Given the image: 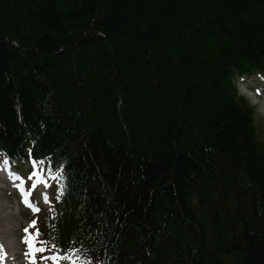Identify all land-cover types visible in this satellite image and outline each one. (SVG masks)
<instances>
[{
  "label": "trees",
  "instance_id": "1",
  "mask_svg": "<svg viewBox=\"0 0 264 264\" xmlns=\"http://www.w3.org/2000/svg\"><path fill=\"white\" fill-rule=\"evenodd\" d=\"M261 39L264 0H0V149L63 167L54 251L264 264V139L233 83Z\"/></svg>",
  "mask_w": 264,
  "mask_h": 264
},
{
  "label": "rangeland",
  "instance_id": "2",
  "mask_svg": "<svg viewBox=\"0 0 264 264\" xmlns=\"http://www.w3.org/2000/svg\"><path fill=\"white\" fill-rule=\"evenodd\" d=\"M241 82L238 86H241ZM254 97L252 99H249L250 103L249 105H254L255 103ZM256 105V114H255V126L258 129L259 133L263 135L264 139V105L261 101H257ZM22 165V171H24L27 167V164ZM38 196L36 195V199ZM3 201L0 202L3 203V207H0V229H2V226H7L9 228H12L15 230V232H20V228H23L27 225H30L33 221V218L35 216L32 215L31 212L21 210V206L19 205V202L16 200V195H12L9 197V195H5L2 197ZM45 217V211L41 212L39 215H37V222L38 227L35 230V234L38 232L39 235H35V245L37 248L42 247V241L44 238L43 234V226L39 224L40 221L43 220Z\"/></svg>",
  "mask_w": 264,
  "mask_h": 264
},
{
  "label": "snow or ice",
  "instance_id": "3",
  "mask_svg": "<svg viewBox=\"0 0 264 264\" xmlns=\"http://www.w3.org/2000/svg\"><path fill=\"white\" fill-rule=\"evenodd\" d=\"M30 158H31V151H30ZM32 163H33V167L37 166V162L35 160H32ZM39 163H44V162L40 161ZM34 175H39V174L34 173ZM38 183L42 184L44 186V188L49 187L47 182L44 181L42 178L38 181ZM32 187L33 188L37 187V184H33ZM18 191H21L22 201L26 207L30 208L33 213H37L40 211V208L29 199V196L31 195V193L22 191L20 189H18ZM43 199H44L45 203L49 202L48 196L46 193L43 194ZM35 224H36V221H32V223L29 225V227H34ZM24 231H25L24 243L28 246V251L25 253V255L29 258L30 264H35L36 253L37 252H45V251H48V249L43 248V247L37 248L35 246V237L32 234L28 233L27 228ZM35 235H39V233L37 232ZM55 247L56 246L53 245V248H55ZM0 251H2V249H0ZM45 259L52 261V264H60L61 260H67V259H70V257L67 255H61L59 251H55L52 253V255L45 257Z\"/></svg>",
  "mask_w": 264,
  "mask_h": 264
},
{
  "label": "bare ground",
  "instance_id": "4",
  "mask_svg": "<svg viewBox=\"0 0 264 264\" xmlns=\"http://www.w3.org/2000/svg\"><path fill=\"white\" fill-rule=\"evenodd\" d=\"M261 43L264 45L263 39H261ZM237 74L243 75L239 71H237ZM43 194H45V192H42V199H43ZM0 204H3V203H0ZM2 228L3 229L0 230L1 241H3L8 246V248L12 250L13 254L18 255L20 246H19V241L17 240V233L15 232L14 229L9 228L7 226H2ZM14 259L17 260V257H14ZM11 264H22V263L19 260H17V262L12 260Z\"/></svg>",
  "mask_w": 264,
  "mask_h": 264
}]
</instances>
